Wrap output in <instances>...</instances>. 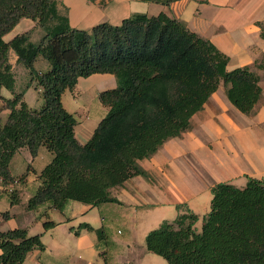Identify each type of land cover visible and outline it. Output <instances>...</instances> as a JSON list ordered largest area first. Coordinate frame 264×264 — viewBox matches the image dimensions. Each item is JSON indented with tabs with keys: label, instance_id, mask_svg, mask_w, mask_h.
Instances as JSON below:
<instances>
[{
	"label": "trees",
	"instance_id": "1",
	"mask_svg": "<svg viewBox=\"0 0 264 264\" xmlns=\"http://www.w3.org/2000/svg\"><path fill=\"white\" fill-rule=\"evenodd\" d=\"M141 1L168 5L177 0ZM64 10L58 0H0V113L7 111L5 120L0 116V178L5 184L15 180L9 162L21 147L33 157L40 146L53 154L38 174L40 184L27 200L28 209L48 203L62 210L68 200L90 206L117 202L110 189L136 175L147 178L138 161L188 129L192 115L221 82L228 100L244 114L261 96L254 71L248 66L228 70L227 55L165 13H135L117 25L100 22L80 29L70 26ZM23 17L41 28L39 41L31 40L30 31L5 41ZM10 50L28 74L18 92ZM39 56L48 62L46 71L34 66ZM93 73L113 74L116 86L99 92L107 112L81 144L74 134L76 119L61 96L79 77ZM32 83L41 88L38 109L23 99ZM3 88L12 97H5ZM211 194L199 231L197 215L186 210L150 230L146 249L166 264H264V179L247 177L243 187L221 181ZM10 199L11 204L19 201L14 191ZM9 217L8 211L0 212V220ZM54 225L43 223L45 229ZM79 228L92 230L85 222ZM95 231L98 238L104 236L101 228ZM43 249L39 233L29 235L21 227L0 231V264H22L28 252Z\"/></svg>",
	"mask_w": 264,
	"mask_h": 264
},
{
	"label": "crops",
	"instance_id": "2",
	"mask_svg": "<svg viewBox=\"0 0 264 264\" xmlns=\"http://www.w3.org/2000/svg\"><path fill=\"white\" fill-rule=\"evenodd\" d=\"M58 1L60 9H66L70 26L80 29H90L100 22L117 25L122 19L135 13L147 15L165 13L168 17L181 21L189 30L210 41L219 51L227 55L226 67L228 70L248 66L254 71L259 77L261 96L250 114L240 112L231 104L221 82L217 90L208 97L203 108L192 115L189 128L180 136L167 139L159 149L165 153L164 164L168 166L169 171L177 172L180 175H183L182 171L188 170L186 168L188 165L185 164L187 161L199 162L197 155L203 157V154L209 151L212 155L225 159L223 175L217 179L220 182H229L237 187H243L247 177L264 179V37L262 36L264 33V0H177L168 5L141 0ZM29 30H32L31 36H34L38 31L37 24L31 19L23 17L3 36V39L8 41L15 35ZM8 60L10 64L16 63L20 69V81L14 75V89L19 91L28 79L27 70L17 63V56L12 50L8 53ZM11 67L13 68V65ZM36 69L41 72L47 70ZM33 84L25 89L23 99L29 107L38 109L42 103L40 98H36L34 92L35 88H37V92H41V88L35 87ZM115 86L116 78L113 74L93 73L86 77H79L73 90H70L71 104H75V106L72 104L74 110H70V112L76 119L74 134L79 143L83 144L90 139L94 128L107 112L106 106L101 102H99L100 104L96 102V99L99 100V92ZM64 93L65 91L61 96L62 102ZM93 106L97 114L94 117L95 121L91 120L92 117L90 118ZM42 147H39L35 157L31 155L27 147H21L9 162V172L15 180L5 184L0 178V212L8 211L10 213L8 219L0 220V231L21 227L25 228L29 235L37 234L29 232L28 224L35 222L36 219L40 223L45 217L50 216V212L57 211L45 203L35 209L37 211L45 207L43 217L40 218V214H37L38 217H29L26 214L21 218L20 225L9 224L14 215L23 216L24 203L39 186L38 174L43 169V167H34L29 164L28 170L20 173V167L18 165L15 167L18 154L21 152L25 161H29L31 158V161L34 162L40 156L46 160L51 159L53 154ZM186 154L187 158H184ZM145 160L148 162L142 164ZM138 164L144 171L160 167V164L151 157L139 160ZM142 179L137 175L129 178L121 185L112 187L111 195L118 202L140 204L146 199L142 192L148 188V184ZM196 185V181H194V183L190 182L185 186L189 194L175 191L177 198L174 197V201L186 202L190 196H196L198 194ZM12 191L19 198V201L14 204H11L10 199ZM150 194L152 198L155 195L160 197L155 202L156 204L172 207L170 205L173 202L166 201L162 191L156 189L155 194ZM107 204L109 203L107 202ZM107 204L90 206L79 201L68 200L60 211L61 220L85 222L94 230L97 227L89 223L92 219L91 215L88 216L89 211L95 207L103 208ZM112 204H117V202ZM51 221L55 222L53 219ZM47 230L43 232L44 235L39 233L42 234L41 239L46 235ZM41 241L44 249L28 252L22 264H45V260L51 255L50 252L53 253L51 258L55 259L58 255L65 256L69 250H75L81 258L78 257L80 258L78 260L72 258L70 262H56L57 264H149L150 257L145 245L137 246L133 240L129 245L123 244L128 241L115 244L107 237L99 240L94 231L85 229L75 235L70 233L67 238H64V241L63 238L54 234H51L47 240ZM117 247H120V251L114 250Z\"/></svg>",
	"mask_w": 264,
	"mask_h": 264
},
{
	"label": "rangeland",
	"instance_id": "3",
	"mask_svg": "<svg viewBox=\"0 0 264 264\" xmlns=\"http://www.w3.org/2000/svg\"><path fill=\"white\" fill-rule=\"evenodd\" d=\"M61 11L65 12L63 8H61ZM37 29L38 31L36 32V34L34 36H31V40L33 42H38L41 36L43 35V32L39 26H37ZM32 30H29L31 34H32ZM37 35L38 37L36 38ZM11 65H13L12 72L14 73V75L17 76L18 81H20L21 75L19 73L20 69L18 65H16V63H12ZM34 65L38 69L40 68L47 69L49 67L48 62L41 56L37 57V59L34 62ZM22 89H20L19 91H21ZM2 94L5 97H12L11 92H9L4 88L2 89ZM34 94L36 95V98H40L42 103L43 99L41 96V92L40 91L37 92V88H35ZM71 95L72 94L70 90H65L64 98L62 102L64 108L67 111L69 110V112L70 110L73 111L74 110L73 107L75 106L74 103H72L74 106H72L71 104V99H72ZM96 102L99 103L100 101L96 99ZM95 111L96 110L94 109L93 106V108L90 111V118L92 117L91 118L92 121H95L94 117H96L97 115ZM6 113H7L6 110L1 111L0 113V116L3 120L6 119V115H7ZM42 148H44V150H47V152H50L45 146H43ZM158 149L150 157L154 159L158 164H160L159 169H163V170H159L158 168H153L152 170L149 171L146 170L148 174L147 178L141 175H137L138 178L142 177L143 178L142 180H144L148 184L147 190L142 192L146 197V199H144L143 202H141L140 204H138L137 202L131 203V202L117 201V204H112L115 202H108L109 204L106 203L107 205L103 208L95 207L94 209H91L89 211L88 216L90 215L92 216V219L90 220L91 222L89 221V223L97 227L96 229L101 228L103 230V233L105 234L103 237H100L99 240L104 239V237L105 238L107 237V239L111 240V242H115V244H120V242L122 241H128V242H124L123 244L129 245L131 244L130 241L133 240L135 241L134 243L137 246L141 244L145 245V237L150 230L158 227L160 223H162L164 220L171 221L175 219L179 213L184 212L186 210L192 211L197 215L198 219L196 221L195 227L197 231L200 230L201 225L203 223L204 215L210 210V201L212 197L211 187L214 184L218 183V181L220 182V180L217 179L220 175H223L225 168V164H224L225 159H223L221 156L212 155L208 151V153L203 154V157H199L197 155L199 162L194 160L191 162L187 161L185 164L188 165L186 166L188 170L182 171L183 175H180L177 172L169 171L168 166L164 164L165 153L160 151V149L159 150ZM22 155L23 154L21 152L18 154V159L16 160V165H15V167H17V165L18 167H20L21 169L20 173L26 172L30 167L29 164L30 165L32 164L34 167H44L48 163V161L50 162L52 159L51 157V159L46 160L45 158H43V156L42 157L40 156L34 162L31 161V158L29 159V161L28 160L25 161L22 158ZM184 158H187V154L184 156ZM147 162L148 160H145L143 161L142 164H145ZM194 181H196V184L198 185V186L196 185L198 194L196 196H190L188 200L189 202L174 201V197H176L175 191L177 193L184 192L185 194H189V191L185 188V186L188 185L190 182L194 183ZM238 187H242V186H238ZM156 189L163 192L164 199H166V201L173 202V204L170 205L172 207H169L168 205H159L155 203L160 197H157V195H155V197L152 198L150 193L155 194ZM26 205H27V199L24 203L23 216L14 215L9 221L10 225H15V226L20 225L21 218L25 217L26 214H28L29 217L30 216L38 217L39 215L37 214H40V218L44 216L45 207L36 211L35 209H28ZM39 207H41V205ZM46 211H49V209H46ZM60 211L61 210L57 209V211L55 212H50V216L45 217L44 220L40 223H38V220L36 219L35 222L33 221L30 224H28L27 228L29 232L31 234L43 233L46 230L43 226L44 221L53 219L58 224L55 223L54 227L48 229L47 230L48 232L45 233L46 235L41 240H47V238H49L51 234H54L58 237L63 238L64 241V238H67V236L70 233L75 235L82 229H85L87 231H94V233L97 236V233L95 231L96 229L89 230L86 228H79V225L81 224V222L79 221L71 222V220H66V219L61 220L62 214L60 213ZM37 231H41V232H37ZM112 249L113 248L111 247V250ZM114 250L120 251V247H117ZM147 253L149 254L150 257L149 264H166L165 259L162 258L161 256L149 252L148 250ZM50 254L51 255L49 258L46 257L47 259L45 260L46 262L45 264H57L56 262H70L72 258L73 260L74 259L78 260L81 258L80 256H78L79 254L75 250H69L65 254V256L58 255L57 258L55 259L51 258L53 253L50 252Z\"/></svg>",
	"mask_w": 264,
	"mask_h": 264
}]
</instances>
